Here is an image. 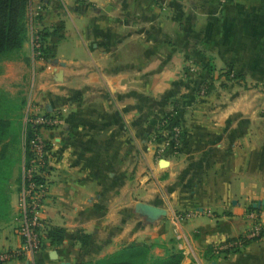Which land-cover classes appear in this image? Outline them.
<instances>
[{
  "label": "crops",
  "instance_id": "obj_1",
  "mask_svg": "<svg viewBox=\"0 0 264 264\" xmlns=\"http://www.w3.org/2000/svg\"><path fill=\"white\" fill-rule=\"evenodd\" d=\"M27 22L25 43L7 54L8 89L24 86L22 123L29 107L62 119L43 132L51 145L44 217L65 239L3 264H79L83 239L96 242L99 259L136 241L157 243L158 256L182 246L181 264H264V120L240 88L264 81V0H30ZM43 30L49 52L39 58ZM202 76L213 83L205 96L195 89ZM167 114L183 143L160 153ZM22 173L0 212V252L22 244L11 214ZM137 202L167 209L169 219L197 215L181 242L171 221L149 239ZM254 209L261 237L216 255L214 245L246 232Z\"/></svg>",
  "mask_w": 264,
  "mask_h": 264
},
{
  "label": "built area",
  "instance_id": "obj_2",
  "mask_svg": "<svg viewBox=\"0 0 264 264\" xmlns=\"http://www.w3.org/2000/svg\"><path fill=\"white\" fill-rule=\"evenodd\" d=\"M79 1V0H76ZM227 2L228 0H220ZM61 5L66 4V0H60ZM29 8V7H28ZM35 56L41 57V39L34 38ZM30 111L26 114L25 122L31 129V136L26 142V160L23 167L21 186L18 197V220L20 222V236L22 244L16 250L0 252V261L2 263L9 261L14 257L21 255H31L41 251L43 247L46 232L49 225L45 219L44 210L47 200L49 199V154L51 145L43 132L46 129L55 128L62 123L59 115H51L42 112ZM165 122V121H164ZM171 135V137H170ZM182 130L180 126H174L172 130L166 132V143L158 146L160 153L168 144L176 149L180 148L183 139L181 138ZM196 212H174L172 214L173 233L175 239L181 242L182 224L184 221L196 216ZM247 218L251 222L250 227L240 236L230 238L214 245V252L217 255L234 253L241 250L248 241L257 240L263 233V226L260 221V213L257 210H249ZM180 246L179 250L183 251Z\"/></svg>",
  "mask_w": 264,
  "mask_h": 264
},
{
  "label": "rangeland",
  "instance_id": "obj_3",
  "mask_svg": "<svg viewBox=\"0 0 264 264\" xmlns=\"http://www.w3.org/2000/svg\"><path fill=\"white\" fill-rule=\"evenodd\" d=\"M68 26H72V22L70 21V19L68 20ZM8 59H9V56H7V54L0 57V93L2 94V97H3V106L1 108L2 110L0 114L3 119L9 122L8 135L6 136V138H4V140L0 141V163H1L0 212L4 209L2 208L3 203H7L11 201L10 197H13V195L16 196L17 194V190H18L19 183H20L21 169H23L22 164L24 163L22 156H23V153L26 156V142H27V126H26L27 124L25 121L24 123H22L23 121L22 112L24 111L26 107L25 90L23 89L24 86L20 87L19 89H14V90L8 89V86H11V83L12 85L13 83H15V81L13 82L11 80V76H12L11 73L14 70H10L6 65V63L9 61ZM197 69L198 68H194L192 72L194 74L195 73L197 74V71H198ZM16 72L17 70L15 71V73ZM201 78L202 79L200 81L196 82L195 89L200 92L201 96L202 95L205 96L211 89V84L213 83L207 81L204 78V76H202ZM240 84H241L240 86L241 90L247 91V92H243V99L245 101L248 100V102L249 101L251 102V106L253 107L254 113L257 115L258 120H264V81L258 80L256 83L250 82L249 84L247 83V86H245L243 82H240ZM21 108H22V111H20V114H19V109ZM29 111H30V107L26 110V114ZM159 132H162L163 134L162 139H165L167 131L159 130ZM157 144L158 143H155V151L158 148ZM18 212L19 210H18V202H17V209H16V206L13 207L11 214L14 217L13 220L15 219V216H17V219L14 220L13 223L16 229L18 230V233H20V229H19L20 222L18 220L19 218ZM158 220H160L159 225H156L155 222L157 220L149 223V221L145 219L144 224H146V226L144 227H145L146 233L149 234L148 235L149 239H152L153 234H155V232H157L158 230L167 231V227L170 226L169 221H171L172 231H174L172 217H170L169 219L166 215V216H162ZM184 223L185 221L183 222V224ZM183 224H182V227H183ZM250 225H251V222H250ZM156 226H158L157 229H156ZM131 229H133L132 224H131ZM173 238H174V242L177 243L175 236ZM131 244L147 245L150 248L151 254L154 255L155 257L165 258L169 255V254L164 255V256L156 255L157 253H155V250H156L155 247L156 245H158L157 243L149 244V243H144V242L131 241L129 245ZM86 245L87 246L84 247V249L82 248V251H86L84 253L88 255L86 256L85 262H82L81 264H94L95 261L99 259L97 258V256L91 255L93 253L92 248L96 246V242L95 244L90 245L89 241H87ZM43 248H44V245L41 248V250ZM178 251H181V250H179L178 248ZM213 251H214V247H213Z\"/></svg>",
  "mask_w": 264,
  "mask_h": 264
},
{
  "label": "trees",
  "instance_id": "obj_4",
  "mask_svg": "<svg viewBox=\"0 0 264 264\" xmlns=\"http://www.w3.org/2000/svg\"><path fill=\"white\" fill-rule=\"evenodd\" d=\"M29 4L30 0H0V57L11 51L21 49L25 43L28 34L27 11ZM49 35L50 33L46 30H43L40 34L42 58L47 56L46 54L49 52V46L44 44ZM203 68L211 71L209 66H203ZM2 106L3 97L0 93V113ZM174 126L180 125L175 122L171 114H167L161 119L159 130L169 132ZM8 130L9 122L3 119L0 114V141L6 136ZM27 136L28 138L31 136L30 128H28ZM156 137L162 139V132L157 133ZM181 138L183 139V132ZM47 238L50 239L52 245H60L65 239V229L61 227H50L46 232ZM87 241L83 239V244L86 245ZM23 256L21 255L19 258ZM182 260L183 251H177L165 258H159L151 254L150 248L147 245L131 244L115 253L98 259L94 264H181ZM0 264L3 263L0 261Z\"/></svg>",
  "mask_w": 264,
  "mask_h": 264
},
{
  "label": "water",
  "instance_id": "obj_5",
  "mask_svg": "<svg viewBox=\"0 0 264 264\" xmlns=\"http://www.w3.org/2000/svg\"><path fill=\"white\" fill-rule=\"evenodd\" d=\"M135 211L138 214L145 216L146 219L150 222H154V221L158 220L159 218H161L162 216H166L168 214L167 209L162 208V207H158L156 205L146 203V202H137L136 206H135ZM50 257L52 259H56L57 258V252L55 250H53L50 253ZM27 264H30V263L27 262Z\"/></svg>",
  "mask_w": 264,
  "mask_h": 264
}]
</instances>
